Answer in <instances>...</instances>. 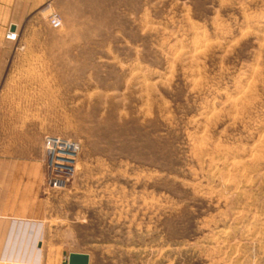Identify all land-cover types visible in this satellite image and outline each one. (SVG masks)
Here are the masks:
<instances>
[{"label": "rangeland", "instance_id": "rangeland-1", "mask_svg": "<svg viewBox=\"0 0 264 264\" xmlns=\"http://www.w3.org/2000/svg\"><path fill=\"white\" fill-rule=\"evenodd\" d=\"M23 30L0 157L37 159L12 191L43 237L6 264H264V0H45Z\"/></svg>", "mask_w": 264, "mask_h": 264}, {"label": "crops", "instance_id": "crops-1", "mask_svg": "<svg viewBox=\"0 0 264 264\" xmlns=\"http://www.w3.org/2000/svg\"><path fill=\"white\" fill-rule=\"evenodd\" d=\"M45 0H0V82L6 77L8 68L21 65L11 56L21 45V38L36 30H23L32 15ZM15 26L19 42L7 40L11 27ZM38 169L37 159L22 160L14 156L0 157V264L22 259H36L37 244L43 237L31 211L23 217L22 203H31L32 191H12L14 180L35 179ZM10 182V183H9ZM17 205V206H16Z\"/></svg>", "mask_w": 264, "mask_h": 264}, {"label": "built area", "instance_id": "built-area-1", "mask_svg": "<svg viewBox=\"0 0 264 264\" xmlns=\"http://www.w3.org/2000/svg\"><path fill=\"white\" fill-rule=\"evenodd\" d=\"M51 24L54 28L61 27V20L58 16H53L51 18ZM7 40L11 42H16L18 40V33L11 32L7 35ZM46 153L55 164L58 165L63 172L74 171L75 163L77 162V157L79 155L81 146L80 143L72 140L65 139L59 136L49 135L45 139ZM66 175H61L51 177L49 180V185L55 188H61L66 181Z\"/></svg>", "mask_w": 264, "mask_h": 264}, {"label": "water", "instance_id": "water-1", "mask_svg": "<svg viewBox=\"0 0 264 264\" xmlns=\"http://www.w3.org/2000/svg\"><path fill=\"white\" fill-rule=\"evenodd\" d=\"M11 32H14L16 30L15 26L11 27ZM70 264H88L89 263V256L86 254H80V253H72L70 255Z\"/></svg>", "mask_w": 264, "mask_h": 264}]
</instances>
